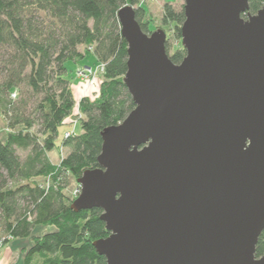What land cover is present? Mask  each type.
<instances>
[{"label":"water","instance_id":"95a60500","mask_svg":"<svg viewBox=\"0 0 264 264\" xmlns=\"http://www.w3.org/2000/svg\"><path fill=\"white\" fill-rule=\"evenodd\" d=\"M184 0L186 55L118 10L134 109L102 131L75 211L99 207L108 264H264V5Z\"/></svg>","mask_w":264,"mask_h":264},{"label":"trees","instance_id":"16d2710c","mask_svg":"<svg viewBox=\"0 0 264 264\" xmlns=\"http://www.w3.org/2000/svg\"><path fill=\"white\" fill-rule=\"evenodd\" d=\"M140 0H0V113L9 131L0 138V239L31 237L25 264H108L94 241L110 231L102 209L75 211L66 193L69 177L99 166L102 131L120 124L135 103L124 82L128 70V42L122 35L118 10L136 8L143 30L146 9ZM264 0H250L244 13L255 14ZM163 24H176L182 37L184 5L166 2ZM171 59L180 63L184 48L166 45ZM170 47V49H169ZM93 53L104 66L96 98L76 102L68 61ZM78 105L80 130L67 136L59 164L50 153L58 146L68 117ZM39 177H48L42 185ZM37 227L49 230L35 233ZM10 236V237H9ZM264 254V230L256 255Z\"/></svg>","mask_w":264,"mask_h":264},{"label":"rangeland","instance_id":"374dc122","mask_svg":"<svg viewBox=\"0 0 264 264\" xmlns=\"http://www.w3.org/2000/svg\"><path fill=\"white\" fill-rule=\"evenodd\" d=\"M166 2H170L178 8L184 5V0H140L139 5L146 9L144 22L148 23L149 33L159 28L164 29L167 34L166 45L171 47V49L170 47L169 49L172 52L175 51V49L184 48V46L182 44V38L176 36V24H163V7ZM66 66L69 70L68 76L71 79L76 102L83 96H88L91 99L96 98L103 82L104 66L100 61H97L94 54L88 53L84 59L78 61H68L66 62ZM84 116L85 115L79 112L77 105L73 115L66 119L59 140L57 141L58 146L50 153L51 160L56 163V165L59 164L67 151L61 146L63 140L69 136L68 133L72 135L74 132L80 130V118ZM8 131L9 128L7 127L6 120L0 113V138L5 139ZM37 179L42 185L48 186L50 184V179L48 177H39ZM65 191L73 200L79 196L81 193V184L78 183L77 178L74 176L69 177V184ZM36 231V233L43 232L40 227Z\"/></svg>","mask_w":264,"mask_h":264},{"label":"crops","instance_id":"0c3cea01","mask_svg":"<svg viewBox=\"0 0 264 264\" xmlns=\"http://www.w3.org/2000/svg\"><path fill=\"white\" fill-rule=\"evenodd\" d=\"M6 139V137H5ZM5 139H2L3 142ZM39 227L36 228V230ZM43 231L49 230L50 227H40ZM35 230V233L37 232ZM32 243L31 237L15 238L0 248V264H25L27 249Z\"/></svg>","mask_w":264,"mask_h":264},{"label":"built area","instance_id":"2783aa9c","mask_svg":"<svg viewBox=\"0 0 264 264\" xmlns=\"http://www.w3.org/2000/svg\"><path fill=\"white\" fill-rule=\"evenodd\" d=\"M103 70H104V67H103ZM71 133H68V135H70ZM10 237V236H9ZM3 240L0 239V248L3 247Z\"/></svg>","mask_w":264,"mask_h":264}]
</instances>
